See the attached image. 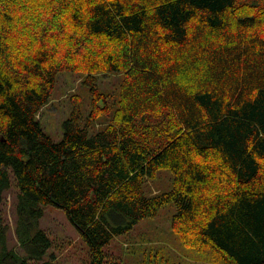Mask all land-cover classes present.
<instances>
[{
  "label": "trees",
  "instance_id": "obj_1",
  "mask_svg": "<svg viewBox=\"0 0 264 264\" xmlns=\"http://www.w3.org/2000/svg\"><path fill=\"white\" fill-rule=\"evenodd\" d=\"M63 70L86 73L93 107L82 124L75 103L55 141L38 115ZM107 72L125 74L119 106L91 132ZM163 168L172 190L147 193ZM169 203L184 244L264 264V0H0V264H57L44 205L79 228L84 264H119L114 235Z\"/></svg>",
  "mask_w": 264,
  "mask_h": 264
},
{
  "label": "rangeland",
  "instance_id": "obj_2",
  "mask_svg": "<svg viewBox=\"0 0 264 264\" xmlns=\"http://www.w3.org/2000/svg\"><path fill=\"white\" fill-rule=\"evenodd\" d=\"M247 1V0H246ZM97 84L101 92L107 94L109 110L99 114L93 121L91 132L104 128L119 106L121 83L124 72L99 73ZM87 75L81 71L63 70L57 76L49 102L39 116L42 127L55 141L64 136L63 124L70 116L75 103L82 110V124L90 115L93 107L91 86L85 82ZM104 102V101H103ZM173 188V173L160 169L155 179L146 183V192H168ZM19 189L12 174V187L4 196V208L12 229L9 234L10 246L18 252L20 247L16 232V202ZM44 215L39 227L48 234L53 245L42 259L54 260L57 264H84L90 260L89 243L82 237L79 228L69 219L66 212L58 206L44 205ZM177 208L169 203L153 217L142 219L131 230L114 235L105 246L107 262L119 264H224L221 254L210 245L202 249L186 245L172 227V218ZM53 254L56 259L53 258Z\"/></svg>",
  "mask_w": 264,
  "mask_h": 264
}]
</instances>
